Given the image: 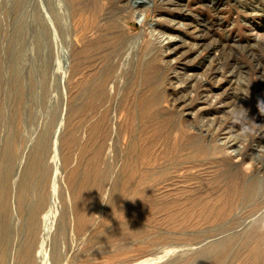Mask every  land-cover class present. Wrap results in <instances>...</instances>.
<instances>
[{
  "label": "rangeland",
  "instance_id": "obj_1",
  "mask_svg": "<svg viewBox=\"0 0 264 264\" xmlns=\"http://www.w3.org/2000/svg\"><path fill=\"white\" fill-rule=\"evenodd\" d=\"M0 13V259L264 264V0Z\"/></svg>",
  "mask_w": 264,
  "mask_h": 264
},
{
  "label": "bare ground",
  "instance_id": "obj_2",
  "mask_svg": "<svg viewBox=\"0 0 264 264\" xmlns=\"http://www.w3.org/2000/svg\"><path fill=\"white\" fill-rule=\"evenodd\" d=\"M16 1V0H15ZM23 2V1H22ZM22 5V4H21ZM138 8L140 7H143V6H141V5H138L137 6ZM147 7V6H146ZM256 7V6H255ZM138 9V13H136L137 15H136V17H140V18H144V20H145V12L142 10V8L141 9ZM136 9V8H135ZM147 10V9H146ZM9 11V10H8ZM136 11V10H135ZM10 12V11H9ZM44 12V11H43ZM137 12V11H136ZM15 13V12H14ZM17 13V12H16ZM1 14V13H0ZM10 15V14H9ZM11 15H13L12 13H11ZM14 16V15H13ZM25 16H27V14L25 15ZM4 17H5V15H4ZM18 18H19V15L17 16ZM16 17H14V19H15ZM17 18V19H18ZM32 18V17H31ZM42 18V17H41ZM22 19V18H21ZM9 21V20H8ZM21 21V20H20ZM25 21V20H24ZM8 23H10V22H8ZM17 23V22H16ZM20 23H22V22H20ZM24 23V22H23ZM42 23V22H41ZM51 23V22H50ZM50 23H48L47 22V25L45 24V23H43L44 25H46V26H44V28H45V31L46 32H49L50 33ZM32 24H34V23H32ZM145 24V23H144ZM4 25V24H3ZM21 25V24H20ZM143 25V24H142ZM16 26H17V24H16ZM22 26V25H21ZM25 27V26H24ZM37 27V26H36ZM1 28V27H0ZM27 28H29L28 26H27ZM31 29V28H30ZM1 30V29H0ZM26 30V29H25ZM22 31H24V30H22ZM26 32H27V30H26ZM24 33V32H23ZM29 33V32H28ZM28 33H27V35H28ZM15 34V32H13V35ZM26 34V33H25ZM155 34V33H154ZM17 35H19V34H17ZM24 36V35H23ZM156 36V35H155ZM154 36V37H155ZM189 36V35H188ZM10 37V36H9ZM14 37H15V35H14ZM28 37V36H27ZM26 38V37H25ZM15 40V39H14ZM169 40H170V38H169ZM182 40V39H181ZM37 44V43H36ZM11 45V44H10ZM37 48H38V45H37ZM228 72V71H227ZM214 73V72H213ZM226 76V75H225ZM224 79V78H223ZM178 81V80H177ZM176 81V82H177ZM190 81V80H189ZM189 86V85H188ZM185 91V90H184ZM180 92V91H179ZM225 94V93H224ZM207 100V99H206ZM175 103V102H174ZM183 103V102H182ZM195 107V106H194ZM180 108V107H179ZM179 108H178V110H179ZM193 109V108H192ZM177 110V111H178ZM179 112V111H178ZM177 112V113H178ZM204 115V114H203ZM201 117V116H200ZM222 123V122H221ZM208 124V123H207ZM217 124V123H216ZM205 125V124H204ZM210 125V124H209ZM207 128V127H206ZM209 128V127H208ZM262 130V129H261ZM58 146H56V148H55V151H54V154H55V161L57 160V157H58V148H57ZM12 159V158H11ZM10 159V160H11ZM58 159H59V157H58ZM56 163H58L57 161H56ZM59 163H60V161H59ZM58 166V165H57ZM259 172V171H258ZM102 174V173H101ZM105 175V174H104ZM57 176V175H56ZM260 176V175H259ZM57 179V178H56ZM113 180V179H112ZM118 181V180H117ZM25 185L24 186H22V190H21V192H20V195H21V200H23L24 199V196H26V191H25ZM95 189V188H94ZM94 193V192H93ZM42 207H44V205H43V203L41 204V205H39L38 206V209H37V211H36V214H39L40 213V211L43 209ZM37 217V215L35 216V218ZM50 218H51V213L49 212L46 216H45V220H44V223H45V230L48 228V226H49V223H50ZM256 220V219H255ZM36 221L37 220H34V222H33V226L34 225H36ZM43 239V238H42ZM264 242V241H263ZM259 244H260V242H259ZM43 246H44V243H43V241H42V243L40 244V247H41V251H40V254L42 253V248H43ZM257 247H259V246H257ZM261 247V246H260ZM262 247H264V246H262ZM262 247H261V249H262ZM35 249H36V239H34V238H30V241H29V243H28V245H27V247L26 248H24L22 251H21V253H20V261H21V264H34V260H33V257H34V253H35ZM259 249V248H258ZM257 249V250H258ZM261 249H259V250H261ZM263 251V250H262ZM261 251V252H262ZM264 252V251H263ZM264 254V253H263ZM39 257H40V259H42L41 261H42V264H46L47 263V256H45V255H39ZM2 258V257H1ZM261 258H262V256L261 255H258L257 256V259H256V261H258V260H261ZM159 259H161V258H159ZM154 262V260L152 261H147V262H145V263H143V264H152ZM0 264H7V261H6V258L4 257L3 259H0Z\"/></svg>",
  "mask_w": 264,
  "mask_h": 264
}]
</instances>
